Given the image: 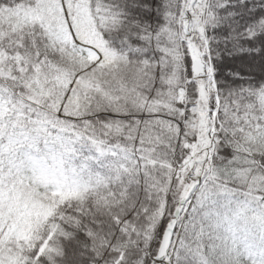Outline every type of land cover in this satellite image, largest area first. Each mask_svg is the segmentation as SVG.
<instances>
[{
    "label": "snow or ice",
    "instance_id": "1",
    "mask_svg": "<svg viewBox=\"0 0 264 264\" xmlns=\"http://www.w3.org/2000/svg\"><path fill=\"white\" fill-rule=\"evenodd\" d=\"M0 264H264V0H0Z\"/></svg>",
    "mask_w": 264,
    "mask_h": 264
}]
</instances>
